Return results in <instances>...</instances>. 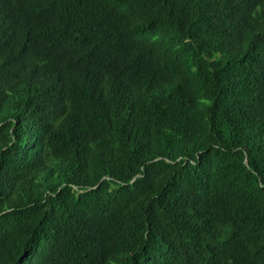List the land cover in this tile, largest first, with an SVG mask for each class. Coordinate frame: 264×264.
Instances as JSON below:
<instances>
[{"label": "trees", "instance_id": "1", "mask_svg": "<svg viewBox=\"0 0 264 264\" xmlns=\"http://www.w3.org/2000/svg\"><path fill=\"white\" fill-rule=\"evenodd\" d=\"M0 264H264V0H0Z\"/></svg>", "mask_w": 264, "mask_h": 264}]
</instances>
